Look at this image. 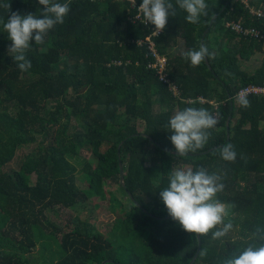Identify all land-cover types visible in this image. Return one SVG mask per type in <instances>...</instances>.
<instances>
[{"label": "trees", "instance_id": "1", "mask_svg": "<svg viewBox=\"0 0 264 264\" xmlns=\"http://www.w3.org/2000/svg\"><path fill=\"white\" fill-rule=\"evenodd\" d=\"M134 2L72 0L64 22L26 52L31 68L23 72L8 55L11 41L2 25L12 12L38 15L43 6L0 0V264H40L29 255L41 241L50 250L57 246L54 264H189L197 236L168 216L159 196L171 171L185 166L220 175L224 189L216 198L232 205L225 218L232 230L218 240L199 236L193 264H223L248 244L264 243V97H248L249 107L236 99L242 87L264 85V42L226 28L235 21L264 32V19L250 12L264 8V0H205L207 14L196 24L176 8L152 40L168 58L178 96L149 67L152 29L133 21L142 0ZM181 40L186 51L206 45L208 62L190 66L177 50ZM257 54L262 57L251 63ZM186 107L205 108L218 123L202 149L176 156L167 125ZM38 136L43 140L20 168L6 171L19 147ZM228 143L236 152L233 162L220 155ZM107 185L117 186L129 205ZM104 202L117 212L108 236L86 214ZM55 207L76 212L73 228L60 239L48 223Z\"/></svg>", "mask_w": 264, "mask_h": 264}, {"label": "clouds", "instance_id": "2", "mask_svg": "<svg viewBox=\"0 0 264 264\" xmlns=\"http://www.w3.org/2000/svg\"><path fill=\"white\" fill-rule=\"evenodd\" d=\"M72 0H37L43 6L37 14L21 15L12 12L3 30L11 41L8 55L16 63L20 71L26 72L31 68V61L26 58V52L31 45H43L45 37L57 24H62L70 11ZM5 7L9 10L10 4ZM186 13L185 21L196 24L202 15H206L208 5L205 0H142L138 7L143 21L154 26L158 35L166 25L169 16L176 15V8ZM42 17V18H40ZM190 66H199L210 56L206 45L201 44L198 49H191L182 53ZM238 102L243 107L250 103L245 96H240ZM218 123L216 116L205 108L186 107L176 111L168 121L167 130L173 134L169 137L175 149L176 156H185L202 149L207 143L210 130ZM221 158L233 162L236 152L233 145L228 143L220 149ZM222 177L216 173H209L204 168L181 169L171 171L168 186L159 191L168 216L186 232L195 236L211 234L214 240L225 237L231 230L232 224L225 223L232 205H226L218 200L217 193L223 191ZM206 253L201 251L200 255ZM223 264H264V243L248 244L237 254L226 257Z\"/></svg>", "mask_w": 264, "mask_h": 264}, {"label": "rangeland", "instance_id": "3", "mask_svg": "<svg viewBox=\"0 0 264 264\" xmlns=\"http://www.w3.org/2000/svg\"><path fill=\"white\" fill-rule=\"evenodd\" d=\"M177 50L181 53L185 52L186 49L183 45V41L181 40ZM261 54H257L252 60L251 63H254L255 60L258 58H261ZM168 60V58H167ZM169 63V62H168ZM256 64V63H254ZM176 95L179 94V91L174 92ZM155 110L159 111L158 104H155ZM74 124V122H73ZM75 125V124H74ZM74 125L71 126L70 130L74 129ZM138 129L139 131H143L144 124L142 122L138 123ZM43 140V136H38L37 140L29 145H22L19 147V149L16 152V155L14 159L7 164L4 169L6 171H13L18 170L20 166L22 165L25 157L32 153L38 143H40ZM49 140V139H48ZM191 168L189 166L183 167V169ZM35 177H32V181H35ZM85 180V179H84ZM79 178L77 181V184L80 188L84 189L86 188V181ZM111 187L112 190H114V194L116 197L125 204V206L129 205L128 197L117 187V186H111L107 185L105 188ZM48 223L52 225V227L55 229H58L57 231V238L60 239L64 232L70 231L73 228V224L71 223V219L76 216V212L65 209L61 207H55L53 210H49L48 212ZM86 214L89 215L90 220L93 222V225L95 226L96 230L104 235H109L111 232L113 225L115 221L117 220V212L115 210H112L109 208V205L107 202H104L101 209L99 211H96L93 215H91L90 211H87ZM52 250H50L48 247L44 245V243L41 241L36 245V247L32 250V254L29 255L30 260L34 263H42L46 261L47 264H54L58 259L59 255L57 254V246L55 244H52L51 246ZM54 251V252H53ZM47 259V260H46ZM55 260V261H54ZM53 261V262H52Z\"/></svg>", "mask_w": 264, "mask_h": 264}, {"label": "built area", "instance_id": "4", "mask_svg": "<svg viewBox=\"0 0 264 264\" xmlns=\"http://www.w3.org/2000/svg\"><path fill=\"white\" fill-rule=\"evenodd\" d=\"M130 1H131V5L135 6L134 0H130ZM242 1L247 4V0H242ZM139 5H136L137 12L132 17L133 21L136 19L143 21V17L140 15V13L138 11ZM250 12L257 19H259V20L264 19V8H262V7L250 8ZM145 24L149 25L152 29L151 36L148 37L146 40L148 42V45H149V50L151 51L153 58H154V61L149 64V67L157 70V73L160 77V80L163 81L164 83L168 84L170 90H172L173 93L177 92L178 88L171 83V80L168 76L167 68H168L169 63H168L167 57L160 55L157 52V49L155 47V43L152 40V37H156V36L160 35L163 30L160 31L157 35L154 32L155 29H154L153 25L147 24V23H145ZM226 28L231 30L232 32H234L239 37L252 38V39L254 38L256 40H260V41L264 42V32H262L261 30H259L258 28L254 27V26H246V25H243L241 22L230 21V22L226 23ZM174 95L178 96L179 94L176 95L174 93ZM240 96H245L246 98L251 97V96L264 97V85L251 84V85L244 86L241 89H239V91L237 92L236 99H239ZM201 100H202V102L206 101L205 99H202V98H201Z\"/></svg>", "mask_w": 264, "mask_h": 264}, {"label": "water", "instance_id": "5", "mask_svg": "<svg viewBox=\"0 0 264 264\" xmlns=\"http://www.w3.org/2000/svg\"><path fill=\"white\" fill-rule=\"evenodd\" d=\"M214 19H215V18L212 19L211 23L214 21ZM208 30H209V29H207V30L205 31V33H204V35H203L202 42H203V40H204L205 35L208 33ZM206 62H208L207 58H206ZM228 126H229V120H228V122H227V127H228ZM120 170H121V181H122V183H124L123 165H122L121 162H120ZM165 219H166V218H165ZM197 241H198L197 250H196V252H195L193 258H192L191 261L189 262V264H193V262H194V260H195V258H196V256H197V254H198V252H199V250H200V244H201V243H200L199 236H197ZM101 264H105V262H102Z\"/></svg>", "mask_w": 264, "mask_h": 264}]
</instances>
